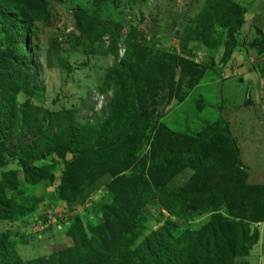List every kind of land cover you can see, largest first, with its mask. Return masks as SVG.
I'll return each mask as SVG.
<instances>
[{
  "label": "rangeland",
  "instance_id": "rangeland-1",
  "mask_svg": "<svg viewBox=\"0 0 264 264\" xmlns=\"http://www.w3.org/2000/svg\"><path fill=\"white\" fill-rule=\"evenodd\" d=\"M43 1L46 14L32 23L26 38L36 87L32 88L31 83L27 94L19 89L16 78L23 73L21 66L14 65L8 71L0 68V202L9 215L0 220V247L5 259L0 264H90L104 259V228L114 225L103 210L107 207L109 211L136 207L140 212V235L124 255L123 264H132L142 239L166 221L175 225L173 237L198 230L207 223L210 213L177 214L176 219L161 210V198L146 204L139 202L138 192L143 195L146 186L161 195L177 191L193 171L189 160L172 175L173 167L183 149L210 125L216 131L225 128L227 135H213L200 143V149L211 155L217 167L231 165L235 154L229 138L245 168L242 185L254 195L264 188V51L256 49L261 43L256 30L262 31L256 13L264 14V0H226L241 12L239 24L224 28L209 22L212 29L205 44L196 39L185 43L184 39L188 24L206 0ZM0 6L3 11L7 8L6 4ZM77 9L121 27L118 58L122 55L123 36L129 27H136L145 41L144 64L157 60L158 53L167 56L165 62L170 60L168 57L174 59L169 61L174 63L175 71L171 74L168 103L163 106L161 101L168 88L161 72L150 73L148 87L134 99L127 122L131 130L126 136L132 156L120 169L115 168V156L107 151L70 156L67 160L55 154L36 159L47 147V139L27 130L30 125L20 120L19 106L27 103L43 111L41 114L74 108L75 120L84 125L110 98L109 92L100 93L105 71L114 63L106 52L109 38L106 35L91 45L80 38L73 30V12ZM232 27L234 46L222 62ZM3 42L0 32V49L4 48ZM60 131L55 123L47 127L48 134ZM83 137L85 141L88 134ZM10 148L16 155L23 152V158L25 151H30L31 161H24L41 170L38 179L25 180L20 163L7 151ZM86 150L88 143L83 152ZM107 163L114 175L117 169L116 177L104 172ZM66 178L79 189L74 199L67 196L68 203L64 202ZM240 181L237 176L229 183L233 187ZM125 182L132 186L129 196L120 192ZM21 209L27 214L23 215ZM219 211L223 216L226 213L224 206ZM74 248H78L76 253Z\"/></svg>",
  "mask_w": 264,
  "mask_h": 264
},
{
  "label": "trees",
  "instance_id": "trees-1",
  "mask_svg": "<svg viewBox=\"0 0 264 264\" xmlns=\"http://www.w3.org/2000/svg\"><path fill=\"white\" fill-rule=\"evenodd\" d=\"M99 1L102 0H95V3ZM218 2L219 6H216ZM1 4H6L7 8L3 11V7L0 6V32L4 37V48L0 49V68L8 71L14 65L21 66L23 73L19 79H16L19 89L27 94L31 83L32 88L36 87L34 74L29 65L27 33L32 23L39 19V16L43 18L46 14V3L43 0H0ZM236 11L237 6L235 7L229 1L206 0L202 10L195 16L193 22L188 24L189 31L184 42L196 39L205 44L212 29L211 24L208 25L209 22L224 28L239 24L238 19L241 12ZM233 28L227 34L222 62L226 60L234 46ZM73 30L80 38L88 41L89 45L94 42L99 43L101 38L108 36L106 52L112 55L114 63L105 71L100 93L104 95L109 92L110 98L100 107L98 113L92 114L91 120L86 121L84 125L75 120L76 110L74 108L41 114L43 111L27 103L19 106L20 120L30 125L27 130L47 139V147L35 156L36 159L55 154L65 160L67 153L73 158L83 155L94 156L107 151L115 156V168H123L124 164L129 161L128 158L132 156L126 144V136L131 130V127L127 128V122L134 110V99L148 87L150 73L161 72L164 82L168 84V88L161 97L162 105L165 106L171 99L170 82L175 65L169 61L174 59L168 57L170 60L167 63L165 62L167 56L158 53L157 60H148L144 64L147 56L145 41L136 27H129L123 36L122 55L118 58L116 46L118 37L121 36V27L99 20L96 16L88 15L81 9L73 12ZM256 31L261 37V40L259 39L261 43L256 49L262 52L264 51V37L260 30ZM183 44L180 46L182 53ZM191 66L195 65L191 64ZM262 69L264 73V68ZM245 100L247 102L248 94H245ZM53 123L59 125L60 133H47V127ZM85 134H88V137L84 141ZM216 134L227 135V131L225 128L216 131L215 126L210 125L203 135L183 149L181 159H178L173 167L172 175L185 166L183 162L185 160L190 161L193 174L177 191H164L161 195L158 191L146 186V192L143 195L138 192L139 202L146 204L149 200L161 198L160 205L163 207L161 210L176 219H179L177 214L185 216L210 213L207 223L196 231H186L173 237L171 232L175 225L166 221L142 239L140 251L132 264H233L235 258L246 256L257 242L255 224L264 221V188H259V193L254 195L251 190L242 185L245 168L240 165L238 152L229 138L228 143L235 154V160L231 165L217 167L211 155L200 149V143ZM53 141H56L54 145ZM87 143L88 150L83 152ZM7 151L20 163L25 180L39 178L41 170L29 166L24 161L29 157L31 159L29 150L25 151L26 158L22 157L23 152L16 155L14 149L10 148ZM119 160L122 162L118 163ZM65 167L69 169L66 164ZM104 172L117 176V169L114 175L110 171L109 163L105 165ZM237 176L241 177V181L235 182L231 187L229 181L236 179ZM131 189L130 183L125 182L120 187V192L129 196L128 194L132 193ZM76 193H79L78 186L66 178L64 202L68 203V195L74 199ZM221 206H224L226 210L224 216L219 211ZM109 208H103V210L111 216L110 220H113L115 229L112 231L113 226L104 228L105 257L99 261L98 259L92 261L90 264H123L124 255L129 253L130 245L139 238L141 229L137 218L140 212L137 208L117 207V211H109ZM21 211L23 215L28 212L26 209H21ZM8 216L5 204L0 202V220H6ZM1 248L2 246L0 247V260L4 261ZM77 251L78 248L73 249L74 253Z\"/></svg>",
  "mask_w": 264,
  "mask_h": 264
},
{
  "label": "crops",
  "instance_id": "crops-1",
  "mask_svg": "<svg viewBox=\"0 0 264 264\" xmlns=\"http://www.w3.org/2000/svg\"><path fill=\"white\" fill-rule=\"evenodd\" d=\"M256 15L261 18V32L264 34V14L256 13ZM255 228L257 230V242L245 257L237 258L234 264H264V221L255 224Z\"/></svg>",
  "mask_w": 264,
  "mask_h": 264
},
{
  "label": "water",
  "instance_id": "water-1",
  "mask_svg": "<svg viewBox=\"0 0 264 264\" xmlns=\"http://www.w3.org/2000/svg\"><path fill=\"white\" fill-rule=\"evenodd\" d=\"M69 157H70V155L67 153L66 157H65V160H67Z\"/></svg>",
  "mask_w": 264,
  "mask_h": 264
}]
</instances>
